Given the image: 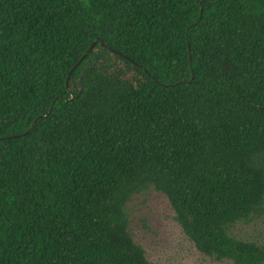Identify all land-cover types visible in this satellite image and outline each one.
I'll list each match as a JSON object with an SVG mask.
<instances>
[{"label":"trees","instance_id":"16d2710c","mask_svg":"<svg viewBox=\"0 0 264 264\" xmlns=\"http://www.w3.org/2000/svg\"><path fill=\"white\" fill-rule=\"evenodd\" d=\"M148 190L200 254L264 264L232 232L264 212V0H0V264H153Z\"/></svg>","mask_w":264,"mask_h":264},{"label":"rangeland","instance_id":"374dc122","mask_svg":"<svg viewBox=\"0 0 264 264\" xmlns=\"http://www.w3.org/2000/svg\"><path fill=\"white\" fill-rule=\"evenodd\" d=\"M134 239L143 247L153 264H232L216 261L197 252L173 220V213L159 194L151 190L135 196L128 205ZM243 240L264 245V212L232 230Z\"/></svg>","mask_w":264,"mask_h":264},{"label":"water","instance_id":"95a60500","mask_svg":"<svg viewBox=\"0 0 264 264\" xmlns=\"http://www.w3.org/2000/svg\"><path fill=\"white\" fill-rule=\"evenodd\" d=\"M96 42H97V40L94 41L93 43H91V45H90L88 51H91V50L94 48ZM100 44H101L102 46H104V43L100 42ZM87 53H88V52H86V53L81 57V59H80L78 62H76L75 65L70 69V71H69V73H68V77H67V79H66V84L68 83V81H69V77H70V75L72 74V72L77 68V66H78V65L80 64V62L84 59V57L87 55ZM50 112H51V108H50V110H49V113H50Z\"/></svg>","mask_w":264,"mask_h":264}]
</instances>
